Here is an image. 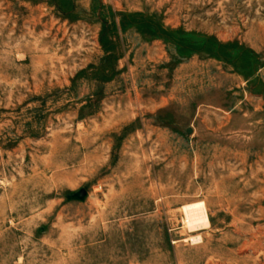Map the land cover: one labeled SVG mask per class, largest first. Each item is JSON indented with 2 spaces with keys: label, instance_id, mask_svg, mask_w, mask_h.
<instances>
[{
  "label": "rangeland",
  "instance_id": "rangeland-1",
  "mask_svg": "<svg viewBox=\"0 0 264 264\" xmlns=\"http://www.w3.org/2000/svg\"><path fill=\"white\" fill-rule=\"evenodd\" d=\"M0 264H264V0H0Z\"/></svg>",
  "mask_w": 264,
  "mask_h": 264
},
{
  "label": "bare ground",
  "instance_id": "bare-ground-1",
  "mask_svg": "<svg viewBox=\"0 0 264 264\" xmlns=\"http://www.w3.org/2000/svg\"><path fill=\"white\" fill-rule=\"evenodd\" d=\"M185 223L191 231H198L208 228L211 224L207 208L204 204H197L185 207Z\"/></svg>",
  "mask_w": 264,
  "mask_h": 264
}]
</instances>
